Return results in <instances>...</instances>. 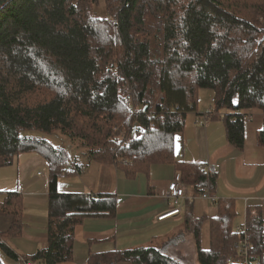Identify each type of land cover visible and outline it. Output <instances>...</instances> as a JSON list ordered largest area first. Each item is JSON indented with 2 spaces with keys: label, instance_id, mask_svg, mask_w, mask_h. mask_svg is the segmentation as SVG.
I'll return each mask as SVG.
<instances>
[{
  "label": "trees",
  "instance_id": "trees-1",
  "mask_svg": "<svg viewBox=\"0 0 264 264\" xmlns=\"http://www.w3.org/2000/svg\"><path fill=\"white\" fill-rule=\"evenodd\" d=\"M99 1L9 0L0 8V167L26 153L49 165L48 242L23 259L28 263L71 262L77 226L113 218L117 199L61 193L60 179L85 163L23 133L58 131L80 143L86 165L115 164L130 179L148 175L155 164L174 165L200 195L207 186L215 190L217 175L177 161L174 152L200 91H213L209 117L225 112L228 141L239 150L247 113H264V0H106L105 19L97 14ZM258 142L264 146V126ZM21 198L12 192L0 202V264L3 252L20 259L7 242L23 229ZM216 203L209 250L201 244L207 218L197 219L192 209L185 231L173 238L192 231L199 264H264L262 208L248 209L243 234L233 228L234 201ZM245 247L243 260L229 262ZM164 249L93 254L88 264H183Z\"/></svg>",
  "mask_w": 264,
  "mask_h": 264
},
{
  "label": "crops",
  "instance_id": "crops-1",
  "mask_svg": "<svg viewBox=\"0 0 264 264\" xmlns=\"http://www.w3.org/2000/svg\"><path fill=\"white\" fill-rule=\"evenodd\" d=\"M212 109L213 104L204 103L200 98L196 110L187 116L184 131L175 138L174 147L177 161L216 168V187L211 192L215 199L211 201L203 199L190 185H184L185 197L178 204L168 199V187L178 176L174 165L155 164L148 175L130 179L115 164L91 161L86 165L83 149L69 148L75 162L85 165L80 172L74 171L61 178L59 191L64 194L115 195L117 209L113 218H91L77 226L73 260L62 264H88L93 254L117 250L153 245L166 247L178 232L185 231L190 209L197 219L207 218L201 227V244L204 250H209L210 219L219 215L216 200L234 201L236 217L233 228L236 232L247 225L249 208L261 207L264 213V146L258 142L259 131L264 126V113L256 110L247 113L245 142L239 150L228 141L223 121L225 112L222 111L218 118H210ZM47 165L48 162L38 153L22 154L8 165L16 174L17 191L12 192H18L22 197L23 229L19 236L7 242L19 260L35 254L48 242L50 196ZM69 167L73 168L72 161ZM41 168L45 174L39 171ZM176 208H181L180 213L159 220L160 216ZM186 235L191 244L195 242L192 231ZM241 260V257L237 258V261Z\"/></svg>",
  "mask_w": 264,
  "mask_h": 264
},
{
  "label": "rangeland",
  "instance_id": "rangeland-1",
  "mask_svg": "<svg viewBox=\"0 0 264 264\" xmlns=\"http://www.w3.org/2000/svg\"><path fill=\"white\" fill-rule=\"evenodd\" d=\"M97 12L100 18L105 19L108 17L106 0H100L97 3ZM45 62L47 63L46 60L42 59L40 61V64H43L45 67H47L48 64H46ZM47 70L50 72L49 69ZM213 95L214 93L212 90L202 89L199 94V99L202 98L204 103L207 102L208 104H213L214 103V98L212 99ZM23 136L38 137V138L44 137L52 145L58 146L61 149H64L67 152H69L71 159H73V153H70L71 149L69 148L71 147L77 148V146H80V143L78 141L73 142L72 139L61 134L58 131H56L53 134H44L40 131L27 132V133L25 132L23 133ZM47 168H48V165H47ZM39 171L45 174L44 169L41 168ZM16 189H17L16 174L13 172L11 167H8V166L0 167V202H4L6 197L10 193H12V191H17ZM164 253L167 256L180 260L183 264H199L197 261V256H196L195 242L191 244V242L188 240L187 235L183 237L178 236L176 238L171 239L167 243V246L164 249ZM1 256H2V260L4 264H22V260H18V259L16 260L6 255L4 252L2 253ZM122 263H125V262H122Z\"/></svg>",
  "mask_w": 264,
  "mask_h": 264
},
{
  "label": "built area",
  "instance_id": "built-area-1",
  "mask_svg": "<svg viewBox=\"0 0 264 264\" xmlns=\"http://www.w3.org/2000/svg\"><path fill=\"white\" fill-rule=\"evenodd\" d=\"M207 171L210 175H214L216 174L217 170L213 165H209L207 166ZM200 196L208 201L214 200L215 198L212 196L211 191L209 189V186L203 188L201 190V194ZM185 197V186L181 180V176L178 175L177 178H175V180L169 185L168 187V192H167V198L173 200V202H175V204H178V202L181 199H184ZM181 208H176L175 210H173L172 212H169L167 214H164L163 216L159 217V220H165L173 215H176L178 213H180ZM238 233H246V227H242L238 230ZM247 256V248L245 247L240 254L237 256L241 257L242 259L245 258ZM237 258H230L229 262H233V260H237ZM23 264H29L28 262L22 260Z\"/></svg>",
  "mask_w": 264,
  "mask_h": 264
},
{
  "label": "water",
  "instance_id": "water-1",
  "mask_svg": "<svg viewBox=\"0 0 264 264\" xmlns=\"http://www.w3.org/2000/svg\"><path fill=\"white\" fill-rule=\"evenodd\" d=\"M9 0H0V8L2 7V5H4L5 3H7Z\"/></svg>",
  "mask_w": 264,
  "mask_h": 264
}]
</instances>
